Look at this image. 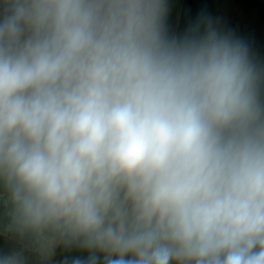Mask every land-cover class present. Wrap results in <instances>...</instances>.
I'll list each match as a JSON object with an SVG mask.
<instances>
[{
	"label": "clouds",
	"instance_id": "9594fccd",
	"mask_svg": "<svg viewBox=\"0 0 264 264\" xmlns=\"http://www.w3.org/2000/svg\"><path fill=\"white\" fill-rule=\"evenodd\" d=\"M168 0H0V264H264V63Z\"/></svg>",
	"mask_w": 264,
	"mask_h": 264
},
{
	"label": "trees",
	"instance_id": "16d2710c",
	"mask_svg": "<svg viewBox=\"0 0 264 264\" xmlns=\"http://www.w3.org/2000/svg\"><path fill=\"white\" fill-rule=\"evenodd\" d=\"M219 20L228 30L244 39L256 58L264 63V0H182L178 18H169L171 31L182 33L189 22L195 21L201 14ZM2 231V229H1ZM15 238L0 234V252L20 247ZM75 249L65 250L58 247L47 261L32 252H26L27 264H63L76 256H83Z\"/></svg>",
	"mask_w": 264,
	"mask_h": 264
},
{
	"label": "rangeland",
	"instance_id": "374dc122",
	"mask_svg": "<svg viewBox=\"0 0 264 264\" xmlns=\"http://www.w3.org/2000/svg\"><path fill=\"white\" fill-rule=\"evenodd\" d=\"M168 3L170 6V12H169L168 20H169V18H170V20L171 19L176 20L178 18V14L180 12L182 0H168Z\"/></svg>",
	"mask_w": 264,
	"mask_h": 264
},
{
	"label": "built area",
	"instance_id": "2783aa9c",
	"mask_svg": "<svg viewBox=\"0 0 264 264\" xmlns=\"http://www.w3.org/2000/svg\"><path fill=\"white\" fill-rule=\"evenodd\" d=\"M2 233L1 229H0V234Z\"/></svg>",
	"mask_w": 264,
	"mask_h": 264
}]
</instances>
